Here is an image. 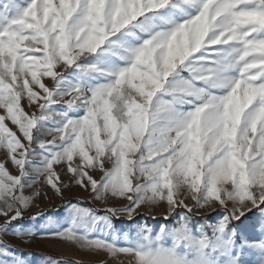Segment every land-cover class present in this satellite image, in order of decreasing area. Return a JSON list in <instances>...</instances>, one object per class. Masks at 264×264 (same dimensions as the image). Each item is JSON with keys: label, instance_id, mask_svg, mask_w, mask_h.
I'll use <instances>...</instances> for the list:
<instances>
[{"label": "snow or ice", "instance_id": "1", "mask_svg": "<svg viewBox=\"0 0 264 264\" xmlns=\"http://www.w3.org/2000/svg\"><path fill=\"white\" fill-rule=\"evenodd\" d=\"M0 153V264H264V0H3Z\"/></svg>", "mask_w": 264, "mask_h": 264}, {"label": "rangeland", "instance_id": "2", "mask_svg": "<svg viewBox=\"0 0 264 264\" xmlns=\"http://www.w3.org/2000/svg\"><path fill=\"white\" fill-rule=\"evenodd\" d=\"M3 0H0V3H2ZM4 156L3 153H0V162H3ZM6 167H9L11 170L10 165H6ZM28 194V193H26ZM66 197L76 199L80 198L84 200L85 206L92 207L96 209L97 211H101L103 208V205L93 202L88 203L86 194L80 192L78 189H73L71 192L66 193ZM36 204L38 207L33 206L29 212L25 213V219L21 221V223L28 224L30 221H28L27 217L30 214H33L37 211H43L45 216H60L63 214V209L59 212H56L55 209L61 204V201L59 199L55 198H48V199H41L38 198L36 201ZM215 213H210V215H214ZM147 216V214H145ZM149 221H151V216L147 217ZM159 218V217H157ZM0 223H2V218H0ZM121 223H127L125 218L123 216H120L118 219L114 220V224L116 227H119ZM9 239L10 242L16 246L17 251L20 252L25 257H28L30 255V264H41V260L44 257H50V258H58L61 260H69L76 264H100V261L104 260L103 256H94L89 255L85 251L79 250L77 247L69 244V243H62L56 240H36L35 242L31 243L30 245H26L22 243L19 240ZM121 260H125V258H120ZM73 264V263H69ZM107 264H116L113 260H108Z\"/></svg>", "mask_w": 264, "mask_h": 264}, {"label": "trees", "instance_id": "3", "mask_svg": "<svg viewBox=\"0 0 264 264\" xmlns=\"http://www.w3.org/2000/svg\"><path fill=\"white\" fill-rule=\"evenodd\" d=\"M66 261V260H65ZM69 263H73V264H76V263H74V262H72V261H69V260H67Z\"/></svg>", "mask_w": 264, "mask_h": 264}]
</instances>
